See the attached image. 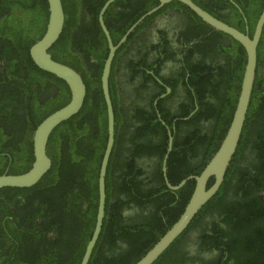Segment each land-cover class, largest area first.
<instances>
[{
    "label": "trees",
    "instance_id": "16d2710c",
    "mask_svg": "<svg viewBox=\"0 0 264 264\" xmlns=\"http://www.w3.org/2000/svg\"><path fill=\"white\" fill-rule=\"evenodd\" d=\"M105 2L63 0L66 26L51 53L55 60L82 74L87 85V96L81 112L59 126L51 136L48 152L53 167L42 181L32 188L0 190L1 240L4 238L12 245L8 248L3 243L0 264H80L91 239L98 209L99 168L107 142V114L100 77L109 50L98 19ZM117 3L122 9L115 8ZM263 3L264 0H260L259 11L251 13L249 7L254 2L246 1V9L251 13V35ZM154 4H158V0H118L112 4L105 14V22L113 42L116 44L140 14ZM48 19V0H0V174H20L31 168L33 135L37 126L70 101L67 84L39 69L30 56V48L44 35ZM239 19L243 21L242 17ZM203 26L198 29L205 34H202L205 38L201 47L206 42L210 46L199 48L202 54L201 67L189 65L191 76L186 84L189 87L188 98H197L202 105H199V111L194 115L190 111L185 112L182 115L185 119L176 129L181 130V127L198 121L200 117L205 122H214L219 135L215 140L208 133L203 135L193 127L186 129L185 136H176L168 162V176L174 185L190 175H199L218 150L236 108L247 61L246 52L239 43L206 24ZM243 27L244 22L239 28L244 30ZM210 30L214 32L210 34ZM214 36L228 39L232 46L224 48L220 43H213L216 40ZM259 50L261 56L258 61L262 62L264 32ZM210 51L220 59L219 62H213L216 67L206 61V53ZM111 77L116 140L106 179V217L89 264H135L183 213L195 182H188L176 195L161 194L167 189L162 174L168 146L166 129L159 122L155 111L141 112L139 115L143 121L138 118L142 122L139 127L128 123L129 118H124L115 100V61ZM135 78L136 72L133 71L131 82ZM151 79V76L146 77V81ZM252 95L249 119L246 120L223 187L204 206L183 236L154 264H186L190 256L183 251L182 240L200 215L207 211L211 215L216 211L224 217L226 215L228 228L224 230L213 220L212 227L204 230V251L217 248L223 250L225 256L217 261L201 258L202 264H264V196H258V191L264 188L263 76L257 75ZM159 108L165 122L172 128L167 120L169 112L163 108L162 101L159 102ZM154 136L160 139L156 141ZM191 142L202 145L201 152L198 148L201 157L197 163L190 162L186 153V144ZM199 153L191 159L199 156ZM153 156L158 159L154 172V178L157 176L156 186L149 187L141 180L146 171L138 159H150ZM240 161L246 166H240ZM116 172L120 173L118 179L114 176ZM234 176L236 199L226 201L230 190L228 184ZM122 193L123 197L120 196ZM114 195L118 198L112 203ZM135 207L142 210L153 207L154 211L138 225L127 223L122 211ZM237 207L241 208L236 210ZM57 210L62 214L54 216ZM229 229L232 232L230 239L234 237L237 240V248L224 241L230 233ZM21 247L25 250L22 251ZM178 248L183 249L179 256ZM6 253L10 255L5 257Z\"/></svg>",
    "mask_w": 264,
    "mask_h": 264
},
{
    "label": "flooded vegetation",
    "instance_id": "af4514ba",
    "mask_svg": "<svg viewBox=\"0 0 264 264\" xmlns=\"http://www.w3.org/2000/svg\"><path fill=\"white\" fill-rule=\"evenodd\" d=\"M117 1L118 0H116L114 3H116ZM193 1L201 8L210 12L212 15L215 16V14H217L218 15L217 18L239 29L242 32L247 31V28L249 27V22L251 19L250 14L254 12L257 13L260 8L259 5L260 0H251V2H254V5H250L249 7V12L251 13H249L246 9L247 0H193ZM157 5H159V1L158 4H154L150 6L148 9H146L144 12H142L140 16L133 22V24H131L130 28L149 10H151L153 7ZM140 7H141V3H139L138 5V8ZM263 7H264V3H263ZM115 8L122 9L121 6L120 7L118 6V3L115 4ZM220 17L225 19L227 18L228 21ZM239 17H242L243 19L242 22H244V27H243L244 30H241L239 28V26L242 24ZM203 24L208 25L207 23L203 22L188 7L177 1H173L162 7L160 10L156 11V13L148 16L145 20H143L136 27V29L128 36L127 40L121 45V47L116 53L115 56L116 59H114L115 72H116V78H115L116 81L114 88H116L115 100L119 105L118 109L122 111L125 119L129 118L128 123L135 125V127L137 126L139 127V125L142 124V122L141 121L139 122L138 120V118L142 120V117L139 115L141 112L148 111L153 113L155 111L157 113L156 115L159 122H161V125H163L166 129L165 135L168 139V144H167L168 146H169L170 136L174 138V142H175V138L177 135H180L181 138L182 136L186 135L185 133L186 129L193 127L194 129L197 128L198 130H200L203 135L208 133V135L214 138L215 140L218 139L219 134L215 129V125L213 124L214 122L212 123L211 121L205 122L200 117L198 121L192 122L190 125L181 127L182 131L180 129L179 130L176 129L178 127V124L181 122V120L185 119L182 118V115L185 114V112L190 111V113L194 115L199 111V105H202L199 104L197 98H193V97L188 98L187 95L189 94L188 92L189 87L186 84L188 82L189 76H191L189 65L196 64L198 68L201 67L200 62L202 61V54L200 53L199 48H202L201 46L205 38L203 35L205 34L203 33V30L201 31L198 29H202L204 27ZM130 28H128L127 31L120 37L117 43L120 42V40L124 37V35L128 32ZM213 30L216 32H220L215 29ZM249 30L251 34L250 27ZM214 31H211L210 34ZM210 34H208L207 36H212ZM214 37L216 38V40L212 41L213 43H220L221 45H223L224 48H228L232 46L231 42L228 39L217 36ZM228 38L232 39L230 36H228ZM232 40L235 41L234 39ZM209 46H210L209 42H206V45L202 49H205ZM71 51H74V49H71ZM206 54L208 57L206 58L208 64L210 63L213 64V62L214 63L219 62L220 59L217 58L212 51ZM73 56L80 57L77 54H73ZM259 56H261V54L258 48V58ZM262 59H263L262 62L258 61V69H257L256 77L257 75L264 77V57ZM220 62L224 63V61L222 60ZM213 65L214 67L217 66L216 64ZM133 71L136 72V78L134 81L131 82ZM147 76H151L152 79L150 81L149 80L146 81ZM111 81H112V77H111ZM111 81L110 83H112ZM143 85H146L147 87L144 88ZM171 85L174 88H172ZM160 86H162V88ZM164 88H165V92H164ZM168 88L171 89L170 93L167 92ZM252 100H253V95H252L251 103ZM160 101H162L163 108L169 112L170 116L167 117V120L170 121V123L172 124V128H170V125L165 122V119L162 116L161 108H159ZM211 101L214 102L213 99H211ZM251 103H250V107H251ZM248 119L249 118L247 115V121ZM150 138H152V136ZM159 139L160 137H155L156 141H158ZM186 146H187L186 153L188 154L189 161L192 163H197L200 160L199 158L201 157V153L199 152L202 151V145L200 144L197 146L195 143L191 142L189 144H186ZM198 148H199V152H198ZM173 150H174V143H173ZM197 153H199V156L191 159V157H194ZM166 154H167V150H166ZM246 155L248 156L247 149H246ZM244 158L248 162L247 157L245 156ZM157 160L158 159H156V156H153L150 159H148L147 157H142L141 159H138L140 166H142V168L146 171V173L141 176V180L144 181L145 185H150L149 187L156 186L157 176L154 178L155 176L154 172L156 169V164L158 163ZM239 165L246 166V164H244L242 161L239 162ZM162 174L167 189L164 190L161 194L172 193L173 195H176V192H172L167 186L163 173V163H162ZM119 175H120L119 172H116L114 174V176H116V179H118ZM225 180L221 188L223 187ZM232 182H233V187L231 186ZM235 182H236V177L234 176L230 181V184L226 183L228 184V189L230 188L228 192V196L226 197V201L236 199L235 191H234ZM106 191H107V187H106ZM258 192H259L258 196H264V188ZM116 195H114L112 203L114 202V199L118 198L116 197ZM120 196L123 197L124 196L123 193ZM157 196L158 195H155V197ZM173 204L174 203H171V205ZM239 208L241 207H237L236 210ZM242 208H245V206ZM153 211H154L153 207H150L147 210H142L135 207V208L125 209L124 212L122 211V213L127 223H133L135 225H138L142 219L151 216ZM200 212L198 214H200ZM56 214H62V213H60L59 210H57L53 215L55 216ZM225 217L221 215L219 211L214 212L212 215L209 214V211H207L204 214H201L199 219L190 228L187 235L182 240L184 245V250L178 248L177 255L179 256L181 254V250L188 253V255L190 256V260L189 259L186 260V264H202L201 258H204L208 261H217L221 256H225V252L221 249L214 248L211 251H204L203 249L204 242L206 241V239L204 238V234H205L204 230L212 227L211 223L213 222V220H215L216 223L224 227V230H227L228 223L225 221ZM1 218L2 216L0 215V219ZM9 218L12 219V217ZM68 222L70 223V221ZM228 232L230 233L227 235V237H225L224 241L230 242L233 248H237L236 238L233 237L232 239H230L232 237L231 234L232 232L230 229ZM235 234L236 233H234V236ZM1 239H2V235H0V253H2L3 251L2 249L3 243H5L8 248L12 247V245L9 242L5 241L4 238L3 241ZM21 250L24 251L25 249L21 247ZM170 253L172 254V252ZM9 255H10L9 253H6L5 257H8ZM167 262H170V260H168Z\"/></svg>",
    "mask_w": 264,
    "mask_h": 264
},
{
    "label": "water",
    "instance_id": "95a60500",
    "mask_svg": "<svg viewBox=\"0 0 264 264\" xmlns=\"http://www.w3.org/2000/svg\"><path fill=\"white\" fill-rule=\"evenodd\" d=\"M115 1L116 0H107L99 13V24L107 39L109 50L100 77V85L107 114V142L99 168V198L96 223L80 264L90 263L104 226L107 205L106 179L116 140V113L111 94V73L116 53L121 45L127 40L128 36L148 16L156 13V11L160 10L168 3L177 1L188 7L203 22L207 23L213 29L230 36L236 42L241 44L247 56L240 94L231 123L223 141L199 175H190L177 185L171 184L167 173L168 159L173 151L174 143V138L170 136L167 154L163 162V173L167 186L172 192H177L188 182L194 181L195 188L179 219L159 239V241L135 263L154 264L188 229L197 214L218 193L226 178L241 141L254 90L259 59L258 48L264 32V7L257 20L253 35L251 36L249 27L247 28V31L242 32L201 8L193 0H158L159 5L153 7L141 17L128 30L120 42L115 44L105 22V14ZM48 4L49 19L46 31L41 39L31 46L30 56L39 69L56 76L67 84L70 91V101L44 118V120L37 126L33 136V162L31 168L20 174H9L8 172L0 174V190L5 188L26 189L36 186L41 182L53 167V160L48 152V145L51 136L59 126L78 115L85 104L87 85L82 74L73 67L55 60L51 53V49L60 40L66 26V14L63 0H48ZM167 92L170 93L171 89L168 88Z\"/></svg>",
    "mask_w": 264,
    "mask_h": 264
},
{
    "label": "clouds",
    "instance_id": "9594fccd",
    "mask_svg": "<svg viewBox=\"0 0 264 264\" xmlns=\"http://www.w3.org/2000/svg\"><path fill=\"white\" fill-rule=\"evenodd\" d=\"M106 1H107V0H106ZM105 3H106V2H105ZM105 3H104V4H105ZM113 4H114V3H113ZM103 6H104V5H103ZM103 6H102V7H103ZM109 8H110V7H109ZM101 9H102V8H101ZM100 11H101V10H100ZM107 11H108V10H107ZM99 13H100V12H99ZM106 13H107V12H106ZM98 19H99V15H98ZM100 27H101V26H100ZM101 29H102V28H101ZM64 30H65V29H64ZM102 31H103V30H102ZM109 31H110V30H109ZM110 33H111V32H110ZM111 36H112V34H111ZM112 39H113V38H112Z\"/></svg>",
    "mask_w": 264,
    "mask_h": 264
}]
</instances>
